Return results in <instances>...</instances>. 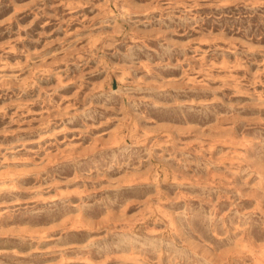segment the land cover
I'll return each instance as SVG.
<instances>
[{"label": "clouds", "instance_id": "clouds-1", "mask_svg": "<svg viewBox=\"0 0 264 264\" xmlns=\"http://www.w3.org/2000/svg\"><path fill=\"white\" fill-rule=\"evenodd\" d=\"M0 264H264V0H0Z\"/></svg>", "mask_w": 264, "mask_h": 264}]
</instances>
